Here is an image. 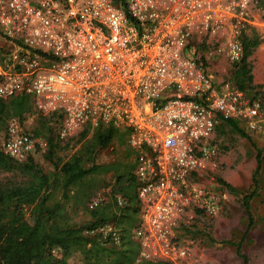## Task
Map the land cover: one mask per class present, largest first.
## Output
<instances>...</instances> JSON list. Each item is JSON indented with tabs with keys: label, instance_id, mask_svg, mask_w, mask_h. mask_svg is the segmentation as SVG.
<instances>
[{
	"label": "built area",
	"instance_id": "built-area-1",
	"mask_svg": "<svg viewBox=\"0 0 264 264\" xmlns=\"http://www.w3.org/2000/svg\"><path fill=\"white\" fill-rule=\"evenodd\" d=\"M257 0H0V101L23 94L59 139L98 126L128 128L138 202L137 260L185 264L189 219L209 220L218 197L197 178L217 152L223 119L247 133L264 122V87L250 94L208 69L242 56ZM46 140L11 118L1 152L15 162ZM118 206L124 203L114 195ZM107 201L98 192L88 209ZM182 228V230H181ZM115 247L104 221L84 231Z\"/></svg>",
	"mask_w": 264,
	"mask_h": 264
},
{
	"label": "trees",
	"instance_id": "trees-1",
	"mask_svg": "<svg viewBox=\"0 0 264 264\" xmlns=\"http://www.w3.org/2000/svg\"><path fill=\"white\" fill-rule=\"evenodd\" d=\"M256 5L264 15V0H257ZM248 30L241 34L242 56L238 62L233 63L231 71L234 85L240 90L244 89L246 81L251 80L247 58L260 42L258 34L251 27ZM32 110L29 97L23 94L0 101V124L9 118H21ZM39 115L49 131V135L43 138L46 140L47 152L50 153L56 146L57 137L48 124L49 116ZM218 126H228L246 137L256 151L255 167L251 173L252 188L241 198L247 218L243 235L237 241H223L234 247L241 264H248L241 243L253 224L249 201L258 189L256 176L261 162L260 150L236 121L223 119ZM85 132H79L81 138ZM128 132V128L118 129L110 125L94 128L91 137L82 142L68 159L57 163L50 174L37 169L32 157L23 162H15L0 150V173L18 169L22 174L30 176L29 180L19 183L4 185L0 182V264H170L164 261L137 260L139 248L131 236L138 212L131 172L133 164L120 168L121 165L115 162H94L95 149L106 147L112 139L123 143ZM109 171L114 176L110 185V198L88 209L87 201L95 195V188L106 185L104 175ZM217 181L234 191L219 178ZM55 193H59L62 201L55 200ZM115 194L123 198L121 206L116 204ZM68 203L79 207L84 223L61 225L70 220L65 210ZM24 206L27 207L26 214L22 212ZM104 221H111L120 231L119 246L102 243L95 236L84 232ZM53 248L58 251V257L52 255Z\"/></svg>",
	"mask_w": 264,
	"mask_h": 264
},
{
	"label": "rangeland",
	"instance_id": "rangeland-1",
	"mask_svg": "<svg viewBox=\"0 0 264 264\" xmlns=\"http://www.w3.org/2000/svg\"><path fill=\"white\" fill-rule=\"evenodd\" d=\"M251 20V28L258 34L260 42L252 49L247 58L251 80L245 82L243 91L248 94L264 87V15L259 8L253 10ZM246 32L249 30L247 29ZM201 49L209 58L206 65L213 73L214 78L217 80L228 79L234 85L231 77L233 64L224 61L219 56H210L206 48ZM10 119H7L4 124H0V141ZM15 119L18 129L21 131L29 132L40 138L49 135L45 122L34 110ZM238 126L240 127L239 124ZM85 130L82 138L79 133L66 139L57 138L56 146L50 153L47 152V146L39 148L31 158L35 167L43 173L50 174L57 163L68 159L78 150L82 142L91 137L93 129ZM245 134L260 150L261 162L256 176L257 193L249 201L253 224L242 240L241 249L247 256L248 264H264V122L258 132H245ZM213 140L217 147L216 155L199 174L197 182L209 188L218 197L219 210L209 220L193 217L183 228L186 233L183 243L188 248L185 264H241L240 259L235 255L234 247L223 243V241H237L243 235L247 218L241 198L252 188L251 173L255 167L256 151L246 137L241 136L228 126L216 127ZM133 154L126 140L119 143L116 139H112L106 147L95 149L94 162H115L119 163L122 168L126 164H133ZM112 173L109 171L104 175L106 185L95 188L94 194L102 192L107 200L110 198V185L114 179ZM29 178V175L22 174L18 169L0 173V182L4 185L27 181ZM218 178L229 184L234 191L219 183ZM54 198L62 201L59 193H55ZM65 210L70 220L62 222V226L84 223V217L81 215L79 207H73L71 203H68ZM22 212L26 214V206L22 207ZM51 252L54 257L59 256L55 248Z\"/></svg>",
	"mask_w": 264,
	"mask_h": 264
}]
</instances>
